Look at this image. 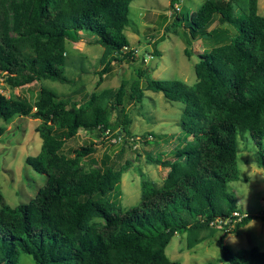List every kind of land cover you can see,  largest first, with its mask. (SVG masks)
Returning <instances> with one entry per match:
<instances>
[{
	"label": "trees",
	"instance_id": "1",
	"mask_svg": "<svg viewBox=\"0 0 264 264\" xmlns=\"http://www.w3.org/2000/svg\"><path fill=\"white\" fill-rule=\"evenodd\" d=\"M133 1L0 0V77L13 88L46 80L72 85L65 76L66 44L79 42L85 33L93 34L105 49L102 78L113 62L135 53L128 51L125 34ZM185 17L192 39L208 34L223 41L200 54L192 87L181 80L148 78L145 87L134 81L128 94L129 83L123 81L117 91L94 92L82 104L44 86L33 103L0 94L3 122L15 117L40 121L36 132L43 141L41 152L26 162L47 177L27 204L0 208V264H18L21 254L31 256L35 264H179L165 252L173 236L191 232V243L204 241L217 231L212 222L225 221L238 210L228 184L239 180L238 137L244 131L250 132L258 165L264 168V17L258 14V0H248L242 16L234 15L232 0H207ZM185 17L175 12L168 30L182 25ZM217 17L234 28L233 37L219 29L207 32ZM144 90L184 105L181 129L190 140L173 159L149 156L168 169L163 186L157 188L141 173L140 203L123 210L111 193L126 168L115 170L105 161L85 169L81 160L96 152L94 146L76 149L74 157L62 150L80 130L112 132L111 110L117 111L122 135L131 136L126 101L141 105ZM5 131L0 126V137ZM251 220L248 216L233 228L232 223L225 226L219 239L221 261L264 264V251L234 253L224 244L227 235L238 233Z\"/></svg>",
	"mask_w": 264,
	"mask_h": 264
},
{
	"label": "rangeland",
	"instance_id": "2",
	"mask_svg": "<svg viewBox=\"0 0 264 264\" xmlns=\"http://www.w3.org/2000/svg\"><path fill=\"white\" fill-rule=\"evenodd\" d=\"M207 0H134L130 4L131 24L125 30L130 43L128 51L134 55L123 62H113L108 73L99 75L104 68L102 59L105 49L97 44L93 34L82 33L77 43L67 41L65 76L73 84L46 80L13 88L0 77V90L7 98H24L35 102L41 87L57 92L61 98L83 103L94 92L117 91L123 81H127V92L131 84L139 80L145 87L147 79L171 81L181 80L188 86L197 83L195 66L200 54L209 52L223 43L218 35L204 34L192 39L186 14L197 12ZM235 16L247 12L248 0H232ZM175 5L181 11L175 10ZM175 12L182 25L168 30L175 19ZM258 14L264 17V0H258ZM219 29L228 37L235 35L234 28L221 24L219 17L207 30ZM127 51V52H128ZM159 52V57H155ZM154 59H158L155 69L147 70ZM125 112L131 119V136L118 137L122 131L117 111L111 110L113 131L103 136L100 131L78 134L65 142L62 153L74 157V151L83 146H94L96 152L81 160L85 169L102 166L107 161L115 170L122 167V182L111 193V199L118 207L127 210L137 206L141 200L142 176L153 182L157 188L163 186L168 169L162 168L153 159H173L177 149L190 138L181 129V113L184 105L168 101L163 93L144 90L141 105L126 101ZM40 121L30 117H15L8 124L0 119V126L6 128L0 137V192L3 205L16 207L27 204L46 184L47 177L36 172L27 164L28 157H36L42 149V139L36 127ZM151 134V135H150ZM257 147L249 131L238 137L239 180L228 184V191L234 196L238 210L248 214L252 220L236 234L227 235L224 244L234 253L257 248L264 251V168L258 165ZM234 227V226H233ZM217 231L204 241L191 243V232L176 234L166 248L167 257L179 264H229L221 261L222 247L219 239L225 228L213 227ZM18 264H35L33 258L21 254Z\"/></svg>",
	"mask_w": 264,
	"mask_h": 264
},
{
	"label": "built area",
	"instance_id": "3",
	"mask_svg": "<svg viewBox=\"0 0 264 264\" xmlns=\"http://www.w3.org/2000/svg\"><path fill=\"white\" fill-rule=\"evenodd\" d=\"M175 10H177L178 12L181 11L180 8H178V6L175 5ZM0 94L4 95L1 90H0ZM111 131L107 130L106 132L102 133L103 136H108L110 135ZM117 136L119 134L118 137H123L124 135H122L121 131H118ZM249 215L246 213L241 212L240 210H237L235 212L232 213L231 218L227 219V220H222V219H217L215 222H212L210 224L211 227H222L225 228V226H227L228 224H233L232 228L234 226L235 223L237 222H241L243 219L247 218Z\"/></svg>",
	"mask_w": 264,
	"mask_h": 264
},
{
	"label": "water",
	"instance_id": "4",
	"mask_svg": "<svg viewBox=\"0 0 264 264\" xmlns=\"http://www.w3.org/2000/svg\"><path fill=\"white\" fill-rule=\"evenodd\" d=\"M157 62H158V59H154V60L151 62V65H150L151 69H155V68H156V66H157Z\"/></svg>",
	"mask_w": 264,
	"mask_h": 264
}]
</instances>
